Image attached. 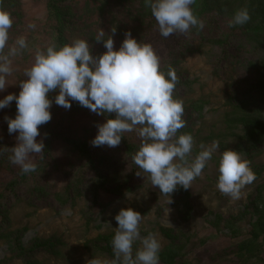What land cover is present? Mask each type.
<instances>
[{
	"label": "rangeland",
	"instance_id": "1",
	"mask_svg": "<svg viewBox=\"0 0 264 264\" xmlns=\"http://www.w3.org/2000/svg\"><path fill=\"white\" fill-rule=\"evenodd\" d=\"M143 1L54 0L56 10L52 11L50 0H5L3 10L11 13L13 20L9 44L24 36L29 48L14 58L13 75L5 91L0 92V99L10 93L18 95L19 81L25 79L23 73L32 65L35 50L55 43L58 27L63 28L64 44L76 38L88 40L92 54L97 56L106 51L102 43L95 41L99 29L112 35L115 28V49L124 33L131 32L138 42L152 45L160 57L161 70H175L179 82L174 97L183 101L186 124L182 129L195 141L192 157L201 143L209 145L213 140L220 142V151H240L245 157L249 145L245 129L264 127V92L259 94L264 87V0H196L192 5L194 14L202 3L209 8L205 13L203 10V31L193 27L187 34L168 38L162 37L146 16H141L139 7ZM244 7L251 16L249 22L229 28L228 21ZM57 13L61 15V25ZM29 23H34L35 29H29ZM172 37L177 38V45L171 44ZM224 52L227 63L222 65L219 58ZM57 94L53 91L48 95L52 99ZM50 112L52 156L72 175L68 179L66 173L52 170L47 179L48 193L53 201L57 196L67 204L57 205L58 209L31 207L23 200L9 204L7 219L0 227V264L111 261L106 247L117 227L114 217L126 208L143 216L141 236L157 235L161 244L159 264H264V143L249 160L255 180L242 189L240 199L234 200L217 189V153L191 188L178 187L171 194L169 205L168 196L152 186L147 173L133 177L136 165L120 144L104 147L100 154L107 169L103 170L115 184L112 193L103 196L99 206L92 207V190L75 172L78 156L63 138L82 141L96 125L105 122L104 117L78 102H72L70 109L53 103ZM15 114V101L0 110V141L7 148L15 147L18 133H8L4 118H15ZM38 130L36 139L44 143L42 126ZM20 172L19 166L6 165L0 172V190ZM63 187L69 188L70 200L61 191ZM19 230L22 234L15 243L12 237ZM39 240L55 242L54 252H36L27 259ZM133 247L135 252L139 241Z\"/></svg>",
	"mask_w": 264,
	"mask_h": 264
},
{
	"label": "clouds",
	"instance_id": "2",
	"mask_svg": "<svg viewBox=\"0 0 264 264\" xmlns=\"http://www.w3.org/2000/svg\"><path fill=\"white\" fill-rule=\"evenodd\" d=\"M157 23L159 34L168 38L173 34H187L193 27L203 29L204 22L193 12L196 0H144ZM251 16L247 8L235 12L228 21L229 28L242 26ZM11 13L0 9V92L9 85L13 75V60L29 48L24 36L10 45ZM35 29L34 23L27 25ZM112 35L99 29L95 41L106 51L93 55L88 40L76 38L71 43L57 46L54 42L37 48L34 60L19 81L20 91L0 99V110L15 101V118L5 116L7 131L16 136L15 147H0V154L10 151V163L17 165L22 174L37 171L34 157L43 158L44 144L37 141L39 126L51 120L52 104L70 109L78 102L97 115L115 114L96 125L97 134L91 140L93 147H117L123 133L136 131L140 147L132 156L134 164L148 174L152 186L168 196L178 187L185 190L202 175L208 162L219 153L217 189L234 200L241 198L242 189L255 180L250 161L240 151H220V142L199 145L192 157L194 138L178 131L185 127L184 106L174 97L178 77L169 67L161 70L160 57L149 43L138 42L131 32L124 33L118 49L114 48L115 28ZM56 91L54 98L49 93ZM190 157H192L190 159ZM141 176L140 172H136ZM168 209V208H167ZM169 211V209H168ZM117 227L111 241L113 259L103 264H159L160 241L157 235L141 236V213L131 208L121 209L114 217ZM139 241L140 247L134 244ZM88 264H102L91 259Z\"/></svg>",
	"mask_w": 264,
	"mask_h": 264
},
{
	"label": "trees",
	"instance_id": "3",
	"mask_svg": "<svg viewBox=\"0 0 264 264\" xmlns=\"http://www.w3.org/2000/svg\"><path fill=\"white\" fill-rule=\"evenodd\" d=\"M205 1V0H204ZM5 0L0 1V9H4ZM205 4H201L200 8H197V11L195 15L205 21L204 13L209 8L207 6H203ZM247 6V5H246ZM245 6V7H246ZM244 7V8H245ZM140 11L141 16L144 15L147 17L149 21H151V25L155 26V30H157V23L155 19L152 16V13L150 9L145 5L144 1L140 5ZM49 9L52 11L56 10L55 2L54 0H50L49 3ZM204 10V13H203ZM56 17L58 18L59 24H62L61 15L59 13L56 14ZM208 25V24H207ZM206 27L208 28V26ZM197 28V27H196ZM199 29V28H197ZM62 27H58L57 31L55 33V44L57 46H63L64 41L62 37ZM203 31V29L201 30ZM201 33L200 31H198ZM171 44L177 45L175 42H177V38L172 37L170 39ZM227 53L224 52L221 57L219 58V64L225 65L227 63ZM264 92V87L260 90ZM51 93V92H50ZM104 120L106 119H114L115 114L108 113L103 115ZM43 129V136H44V149H43V158L41 156L37 155L34 162L37 164V171L28 173V174H22L21 172L10 181L8 185H5L3 187V190H0V227H2L3 223L6 221L7 216V208L9 204L12 202H16L19 200H23L26 202L27 205L31 207H37L39 209L42 208H51L55 206V209H58L59 205H66L67 202L61 199H58L57 196H55V201H53L52 197L49 195V184L47 183V179L49 178V174L52 172V170H58L63 173H66L71 178L70 172L66 169V166L61 164L60 162L56 161L55 156L53 155V141L51 139L52 134L49 131V123L47 122L44 125H41ZM1 132V130H0ZM181 133H185L183 129H180L178 131V135ZM97 134V129L94 127L93 131H90V133H87L85 136L86 138L81 139L82 141H72L68 138H63V141L65 142L66 146L71 148V151L77 154V159L75 160L76 163V170L75 172L79 175V178L86 180V184H88L91 188V202L92 207L99 206V203L103 199V196H107L111 194V187L115 184V182H112L109 180V177L104 172L103 168L105 167L107 169V166L105 164V159L102 158V155L100 154V151H105V146L100 147H93L91 144V140L95 137ZM245 137L249 139V145L245 149V158L250 160L251 156L253 155L256 150L262 144L264 143V127H247L245 129ZM134 139V141H130L129 139ZM87 142V143H86ZM139 143V144H138ZM7 147L6 143H3L0 141V147ZM10 146V145H9ZM120 148L123 149L125 154L128 156V158L132 160V156L134 153L139 149L140 147V138L138 137V134L136 131H133L131 133H123L122 140L120 143ZM110 148V147H109ZM69 151L70 153H72ZM72 153V155H74ZM8 151H4L3 154H0V172L3 170V168L6 167V165L11 164L8 157ZM113 165V164H112ZM112 165L109 166V169L112 168ZM53 168V169H52ZM133 177L137 176L136 172H140L141 176H143L145 173L140 170L137 166L133 169ZM91 174V178H90ZM61 191L66 193L68 196V200L71 199L69 188H61ZM56 192V190H55ZM55 203V204H54ZM58 205V206H57ZM61 208V207H60ZM22 234V230L16 231L14 236L12 237V241L17 243L20 239V235ZM56 243L53 241H36L34 246L31 248V254L28 255L26 258L28 259L36 252H54ZM106 254L113 259V252H112V246L111 242L107 244L106 247ZM27 263V260L25 261ZM28 264H32L28 262Z\"/></svg>",
	"mask_w": 264,
	"mask_h": 264
}]
</instances>
